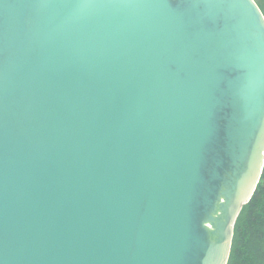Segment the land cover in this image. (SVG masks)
<instances>
[{
  "label": "water",
  "instance_id": "1",
  "mask_svg": "<svg viewBox=\"0 0 264 264\" xmlns=\"http://www.w3.org/2000/svg\"><path fill=\"white\" fill-rule=\"evenodd\" d=\"M263 171L255 0H0V264H228Z\"/></svg>",
  "mask_w": 264,
  "mask_h": 264
},
{
  "label": "trees",
  "instance_id": "2",
  "mask_svg": "<svg viewBox=\"0 0 264 264\" xmlns=\"http://www.w3.org/2000/svg\"><path fill=\"white\" fill-rule=\"evenodd\" d=\"M255 1L264 13V0ZM228 264H264V171L237 219Z\"/></svg>",
  "mask_w": 264,
  "mask_h": 264
}]
</instances>
